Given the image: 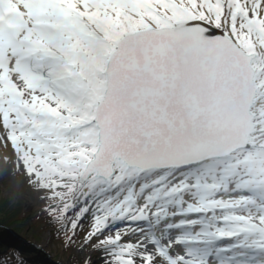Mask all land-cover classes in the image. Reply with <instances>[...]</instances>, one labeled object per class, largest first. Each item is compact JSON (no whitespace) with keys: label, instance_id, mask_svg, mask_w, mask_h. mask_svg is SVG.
<instances>
[{"label":"snow or ice","instance_id":"snow-or-ice-1","mask_svg":"<svg viewBox=\"0 0 264 264\" xmlns=\"http://www.w3.org/2000/svg\"><path fill=\"white\" fill-rule=\"evenodd\" d=\"M0 144L102 264H264V0H0Z\"/></svg>","mask_w":264,"mask_h":264},{"label":"rangeland","instance_id":"rangeland-1","mask_svg":"<svg viewBox=\"0 0 264 264\" xmlns=\"http://www.w3.org/2000/svg\"><path fill=\"white\" fill-rule=\"evenodd\" d=\"M0 153V198L7 200L8 207L18 208L19 216L25 220V228L38 234L40 241L36 242L38 249L46 252L48 258H54L58 264H85L91 258V264H95L96 255L91 248L83 251L79 248L80 240L71 247L65 244L62 235L54 233L53 225L49 223L47 213L44 211L45 201L40 195L28 187L25 179L14 172V157L11 147L5 149L2 144ZM5 152V154H3ZM39 223V226H38ZM88 222H86V225ZM27 236L34 243V238ZM82 239V237H81ZM35 244V243H34ZM73 264V263H71Z\"/></svg>","mask_w":264,"mask_h":264},{"label":"trees","instance_id":"trees-1","mask_svg":"<svg viewBox=\"0 0 264 264\" xmlns=\"http://www.w3.org/2000/svg\"><path fill=\"white\" fill-rule=\"evenodd\" d=\"M2 148L0 147V153ZM5 154V152L3 153ZM7 200L0 198V261L7 264H58L54 258H48L45 251L38 249L36 242L40 241L39 235L25 228V220L19 216L18 208L8 207ZM85 221V227H87ZM39 226V223H38ZM55 233L54 229L52 228ZM34 238L32 243L27 236ZM65 242V241H64ZM66 244V243H65ZM95 264H102L96 255ZM69 263H74V261Z\"/></svg>","mask_w":264,"mask_h":264}]
</instances>
